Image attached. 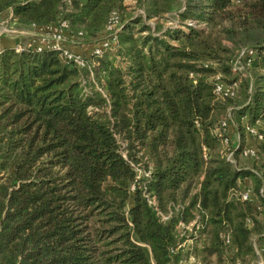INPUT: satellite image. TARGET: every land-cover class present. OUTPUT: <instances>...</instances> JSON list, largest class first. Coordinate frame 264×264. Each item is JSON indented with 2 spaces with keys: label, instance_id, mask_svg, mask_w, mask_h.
<instances>
[{
  "label": "trees",
  "instance_id": "16d2710c",
  "mask_svg": "<svg viewBox=\"0 0 264 264\" xmlns=\"http://www.w3.org/2000/svg\"><path fill=\"white\" fill-rule=\"evenodd\" d=\"M125 1L0 0V20L64 22L74 40L64 48L82 57L0 42V264H178L176 224L196 214L199 264H253L264 238V0ZM242 48L252 53L236 71ZM217 77L238 91L216 93Z\"/></svg>",
  "mask_w": 264,
  "mask_h": 264
},
{
  "label": "built area",
  "instance_id": "2783aa9c",
  "mask_svg": "<svg viewBox=\"0 0 264 264\" xmlns=\"http://www.w3.org/2000/svg\"><path fill=\"white\" fill-rule=\"evenodd\" d=\"M10 18V16H8ZM14 22V21H13ZM15 23V22H14ZM118 24V19L115 13H112L109 17L108 25L106 30L110 33L113 32ZM36 28V27H35ZM66 28V24L64 22L59 24H53L46 28H40L39 33L35 34L33 37L26 39L25 41L13 38V48L15 51L19 52L24 49H33L36 51H41L43 48L49 49H63V54L66 56L67 59L74 60L78 65H82V57L79 54H76L68 49L64 48V44L67 41H74L69 39L65 33L64 29ZM113 40L111 38H106L100 41L97 45L92 46V53L93 54H100L104 49L108 48L112 45ZM251 54L252 50H247L246 48H242L238 51L234 61H233V69L234 70H242L243 65L240 63V59L245 57L246 54ZM238 91V84L237 83H224L220 80L215 82V92L220 94L221 96H231L234 95ZM227 124L226 120H223L220 123V127L225 128ZM247 131L255 137V140L261 141L263 136L256 132L253 128H247ZM229 153H226V158L231 159L233 152L232 150H227ZM256 150L254 148H246L244 153H251L254 154ZM240 197L243 200L250 201L253 198L252 190L250 186L246 187L240 193ZM149 202L154 205L157 213L160 215L162 220H166L168 215L160 213L158 210L154 199L149 200ZM200 227V216L196 214L189 222H185L183 219H179L176 224V229L180 232L181 236L185 238L174 248H171V253H176L177 249L183 251V256L186 254L185 259H180L178 264H199L195 258L192 256V251L194 248V239L197 236V231ZM220 237L223 241L224 246L230 245V233L226 228H223L222 232L220 233ZM184 258V257H183Z\"/></svg>",
  "mask_w": 264,
  "mask_h": 264
},
{
  "label": "rangeland",
  "instance_id": "374dc122",
  "mask_svg": "<svg viewBox=\"0 0 264 264\" xmlns=\"http://www.w3.org/2000/svg\"><path fill=\"white\" fill-rule=\"evenodd\" d=\"M125 3L126 4H133L134 1L133 0H126ZM137 11L141 12V10H137ZM169 16H170V14H169ZM35 34H41V33L32 29L31 26H27V27L18 26L17 24H15L13 22V20L11 18H8V17L0 20V37L4 36V38H5L7 36V38H12V39L16 38V39L25 41L26 39L33 37ZM86 48L87 47H85V45H83V44H77V45L73 46V49L75 51H78V52H83V50L84 49L86 50ZM230 137H231L230 141L233 144L234 139H236V137L238 138V134L235 131H230ZM249 143L252 144L251 139H249ZM254 146H255V144H254ZM226 147H228V145ZM228 149L229 148H227L225 150V155H226V153L227 154L229 153L227 151ZM230 160H233V155H232ZM249 186L250 187L252 186L251 183ZM253 242H254V239H253ZM254 246H255V242H254ZM255 249H256V247H255ZM224 253L227 256L231 255L232 251H230V245L224 246ZM257 259H258V254H257L256 259L254 260L253 264H255ZM186 264H188V263H186Z\"/></svg>",
  "mask_w": 264,
  "mask_h": 264
},
{
  "label": "crops",
  "instance_id": "0c3cea01",
  "mask_svg": "<svg viewBox=\"0 0 264 264\" xmlns=\"http://www.w3.org/2000/svg\"><path fill=\"white\" fill-rule=\"evenodd\" d=\"M32 29H34L35 31H39L40 28L32 27ZM8 39L11 38H7V36L5 38L4 36L0 37V42L6 43ZM246 183L247 185H250L251 181L246 179ZM254 242H255L256 252L258 254V259L256 260L255 264H264V238L255 237Z\"/></svg>",
  "mask_w": 264,
  "mask_h": 264
}]
</instances>
